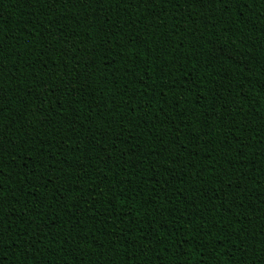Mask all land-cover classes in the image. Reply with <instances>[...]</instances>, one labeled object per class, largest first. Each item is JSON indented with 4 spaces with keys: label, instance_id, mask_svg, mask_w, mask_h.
<instances>
[{
    "label": "trees",
    "instance_id": "1",
    "mask_svg": "<svg viewBox=\"0 0 264 264\" xmlns=\"http://www.w3.org/2000/svg\"><path fill=\"white\" fill-rule=\"evenodd\" d=\"M0 264H264V0H0Z\"/></svg>",
    "mask_w": 264,
    "mask_h": 264
}]
</instances>
